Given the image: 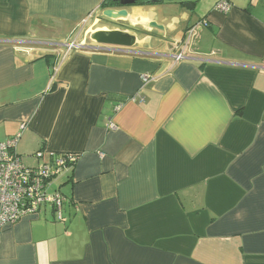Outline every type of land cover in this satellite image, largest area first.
I'll use <instances>...</instances> for the list:
<instances>
[{
	"label": "crops",
	"instance_id": "obj_1",
	"mask_svg": "<svg viewBox=\"0 0 264 264\" xmlns=\"http://www.w3.org/2000/svg\"><path fill=\"white\" fill-rule=\"evenodd\" d=\"M104 1L0 0V143L20 134L31 167L76 157L53 181L63 222L45 205L0 228V264H264V0L119 21Z\"/></svg>",
	"mask_w": 264,
	"mask_h": 264
},
{
	"label": "built area",
	"instance_id": "obj_2",
	"mask_svg": "<svg viewBox=\"0 0 264 264\" xmlns=\"http://www.w3.org/2000/svg\"><path fill=\"white\" fill-rule=\"evenodd\" d=\"M215 9L218 13L227 15L231 9L229 0H217ZM186 32L189 42L194 35V29ZM64 47L67 50L81 48L74 41L64 44ZM186 57L181 51L173 55V60L178 62ZM109 128L115 129L112 124ZM19 137L20 134L0 143V228L13 225L23 217L37 214L45 205L52 206L57 221L63 222L62 206L66 199L59 192H52L51 187L62 172L76 163V157L60 155L39 167H27L17 154ZM35 157L40 159L42 154L38 152Z\"/></svg>",
	"mask_w": 264,
	"mask_h": 264
},
{
	"label": "water",
	"instance_id": "obj_3",
	"mask_svg": "<svg viewBox=\"0 0 264 264\" xmlns=\"http://www.w3.org/2000/svg\"><path fill=\"white\" fill-rule=\"evenodd\" d=\"M137 3V0H107L104 4L106 9L102 11V16L110 21L124 20L128 17L126 8L135 6ZM148 27L163 30L162 26H158L153 21L149 23ZM90 40L97 45L121 48H132L136 43L134 35L119 30L95 31L91 33Z\"/></svg>",
	"mask_w": 264,
	"mask_h": 264
},
{
	"label": "rangeland",
	"instance_id": "obj_4",
	"mask_svg": "<svg viewBox=\"0 0 264 264\" xmlns=\"http://www.w3.org/2000/svg\"><path fill=\"white\" fill-rule=\"evenodd\" d=\"M70 42H71V41H67V42H65L64 44H68V43H70ZM25 166H27V167H28V166L31 167V165H28V164H26ZM58 179L60 180V177H59V176L57 177V180H58ZM56 182H57V181H55L54 184L52 185V189H51L52 192H53L54 190H57Z\"/></svg>",
	"mask_w": 264,
	"mask_h": 264
},
{
	"label": "trees",
	"instance_id": "obj_5",
	"mask_svg": "<svg viewBox=\"0 0 264 264\" xmlns=\"http://www.w3.org/2000/svg\"><path fill=\"white\" fill-rule=\"evenodd\" d=\"M106 1H107V0H105V1L103 2V4H105ZM137 4H138V5H143V4H146V1H143V2H142V1H140V2L138 1Z\"/></svg>",
	"mask_w": 264,
	"mask_h": 264
},
{
	"label": "flooded vegetation",
	"instance_id": "obj_6",
	"mask_svg": "<svg viewBox=\"0 0 264 264\" xmlns=\"http://www.w3.org/2000/svg\"><path fill=\"white\" fill-rule=\"evenodd\" d=\"M138 1H139V2H140V1H142V2H143V1H147V0H137V2H138Z\"/></svg>",
	"mask_w": 264,
	"mask_h": 264
}]
</instances>
